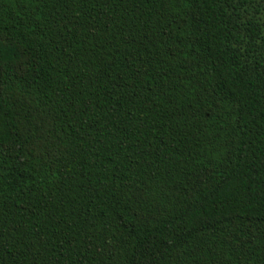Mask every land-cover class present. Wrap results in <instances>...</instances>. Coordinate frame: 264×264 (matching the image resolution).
Wrapping results in <instances>:
<instances>
[{"label":"trees","instance_id":"16d2710c","mask_svg":"<svg viewBox=\"0 0 264 264\" xmlns=\"http://www.w3.org/2000/svg\"><path fill=\"white\" fill-rule=\"evenodd\" d=\"M0 264H264V0H0Z\"/></svg>","mask_w":264,"mask_h":264}]
</instances>
